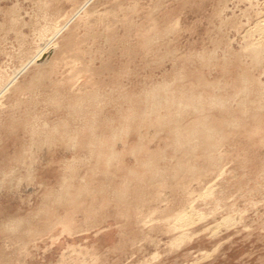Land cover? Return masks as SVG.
I'll return each mask as SVG.
<instances>
[{
	"label": "rangeland",
	"instance_id": "rangeland-1",
	"mask_svg": "<svg viewBox=\"0 0 264 264\" xmlns=\"http://www.w3.org/2000/svg\"><path fill=\"white\" fill-rule=\"evenodd\" d=\"M0 264H264V0H0Z\"/></svg>",
	"mask_w": 264,
	"mask_h": 264
},
{
	"label": "bare ground",
	"instance_id": "bare-ground-1",
	"mask_svg": "<svg viewBox=\"0 0 264 264\" xmlns=\"http://www.w3.org/2000/svg\"><path fill=\"white\" fill-rule=\"evenodd\" d=\"M254 52H255V51H254ZM255 54H256V53H255ZM255 54H254V55H255ZM153 97H154V96H153ZM158 103H159V101H158ZM188 104H189V103H188ZM153 106H154V105H153ZM164 124H165V123H164ZM203 127H204V126H203ZM195 129H196V128H195ZM206 129H210V128L207 127ZM206 129H205V131H206ZM176 131H177V130H176ZM189 131H190V130H189ZM192 132H194V131H193V128H192ZM195 132H196V130H195ZM197 132H198V131H197ZM211 132H212V131H211ZM176 134H177V133H176ZM193 134H194V133H193ZM209 134H210V133H209ZM210 135H212V134H210ZM198 136H199V134H198ZM201 136H202V135H201ZM204 137H206V136H204ZM208 138H209V137H208ZM209 139H210V138H209Z\"/></svg>",
	"mask_w": 264,
	"mask_h": 264
}]
</instances>
